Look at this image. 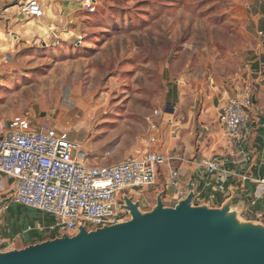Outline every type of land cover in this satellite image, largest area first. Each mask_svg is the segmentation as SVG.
<instances>
[{
    "label": "rangeland",
    "instance_id": "rangeland-1",
    "mask_svg": "<svg viewBox=\"0 0 264 264\" xmlns=\"http://www.w3.org/2000/svg\"><path fill=\"white\" fill-rule=\"evenodd\" d=\"M251 1L98 0L96 12L82 8L57 44L1 50L0 129L28 110L70 130L89 164L143 153L155 109L172 111L181 98L189 107L197 95L199 104L242 68ZM0 192V200L12 194L9 180ZM37 212L12 203L1 209L0 227L18 233Z\"/></svg>",
    "mask_w": 264,
    "mask_h": 264
},
{
    "label": "built area",
    "instance_id": "built-area-1",
    "mask_svg": "<svg viewBox=\"0 0 264 264\" xmlns=\"http://www.w3.org/2000/svg\"><path fill=\"white\" fill-rule=\"evenodd\" d=\"M74 1L88 12L97 10L98 0ZM20 10L27 17L44 15L39 0H26ZM49 34L54 43L60 41L55 28H51ZM211 82L214 84L213 78ZM214 89L217 90L218 85ZM254 92L255 86L249 85L243 94L224 100L221 107L219 122L226 133V148L231 153L247 145L252 135ZM175 111L176 107L173 112L155 109L149 115L150 144L159 141L157 131L162 124L175 128ZM87 159L81 143L70 139V130L60 127L50 117L37 121L28 110L13 116L0 133V180L13 179L16 183L0 212L12 203L35 208L53 218L45 233L58 236L75 235L80 226L90 230L122 222L130 218L128 211L121 207L124 192L156 185L162 165L168 167L169 185L178 190L179 196L182 198L188 193L181 187L179 168L161 151L145 150L111 165L89 164ZM222 163L218 155L202 159L208 173L221 171ZM260 182L264 184V177ZM140 203L143 210L144 206L152 208L155 204L152 199ZM252 219L264 223V211H255ZM31 230L32 225L26 226L25 232ZM0 245L6 250L13 243L0 234Z\"/></svg>",
    "mask_w": 264,
    "mask_h": 264
},
{
    "label": "crops",
    "instance_id": "crops-1",
    "mask_svg": "<svg viewBox=\"0 0 264 264\" xmlns=\"http://www.w3.org/2000/svg\"><path fill=\"white\" fill-rule=\"evenodd\" d=\"M26 0H0V53L9 46L33 45L45 42L55 45L50 33L55 28L60 37L64 25L73 24L82 6L74 0H39L44 10L41 17H27L21 10V3ZM245 31L249 38L242 68L226 83L221 80L218 89L211 86L210 95L202 96L198 104L184 107L181 101L174 102L176 111L175 128L162 124L157 131L159 141L150 144L146 150H158L166 154L173 166L179 168V180L183 189L189 183L195 185L197 204H208L210 207H221L230 198L232 205L240 207L241 216L252 219L255 211H264V0H253L246 6ZM1 59V54H0ZM254 85V105L251 108L252 135L247 145L237 153L227 150L226 133L219 122L221 107L228 97L243 94L247 86ZM209 105V106H208ZM184 107V108H183ZM179 108L183 115L176 116ZM173 112V110L171 111ZM5 128L0 129L3 133ZM218 155L222 158L221 171L208 173L202 166L203 158ZM9 180L10 190L16 181ZM164 192L166 205L175 206L181 198L178 190L169 185V169L160 167L158 182L147 188H130L125 193L134 200L152 199L156 203L157 195ZM1 194V192H0ZM34 220L27 223L12 235L0 227V234L13 243L6 249H20L30 244L57 237L56 233L47 234L45 228L48 215L35 213ZM44 223L42 222V220ZM28 225L33 230L25 232Z\"/></svg>",
    "mask_w": 264,
    "mask_h": 264
},
{
    "label": "water",
    "instance_id": "water-1",
    "mask_svg": "<svg viewBox=\"0 0 264 264\" xmlns=\"http://www.w3.org/2000/svg\"><path fill=\"white\" fill-rule=\"evenodd\" d=\"M175 206L164 192L149 210L125 193L130 218L95 229L80 226L24 248L3 250L0 264H264V223L246 220L230 198L221 207L194 203L195 185ZM0 200V208L8 202Z\"/></svg>",
    "mask_w": 264,
    "mask_h": 264
}]
</instances>
